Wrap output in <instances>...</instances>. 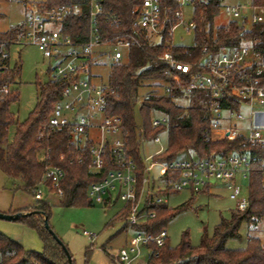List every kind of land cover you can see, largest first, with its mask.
Wrapping results in <instances>:
<instances>
[{
    "label": "built area",
    "instance_id": "built-area-1",
    "mask_svg": "<svg viewBox=\"0 0 264 264\" xmlns=\"http://www.w3.org/2000/svg\"><path fill=\"white\" fill-rule=\"evenodd\" d=\"M138 1L140 5L133 10V31L105 39L100 19L116 29L122 26L123 20L118 13L105 10L104 0H89L90 32L85 41H75L63 34L62 25L70 13L68 7L50 8L45 2L29 3L24 29L14 41L0 42V73L12 67L9 50L15 45L37 46L57 60L56 66L50 69V80L62 82L65 88L61 100L55 104L48 119V128H67L72 141L81 149L89 145L94 173L101 172L107 160L112 163L113 168L101 181L90 184L87 195L92 203L110 205L117 200L122 202L123 210L129 211L126 222L131 227L136 229L154 219L156 213L148 207L166 204V192L189 190L200 193L210 191L211 185L216 182L227 185L231 199L236 202V211L245 212L250 206L249 193L247 196L241 195L240 183L249 179L252 166L261 160L258 155L252 154V149H264V128L251 125L244 129L239 123L255 116L264 107V40H248L238 47L222 49L215 55L204 48V57L194 66L179 62L171 52L159 58L173 72L192 75L185 89L187 97L184 100L191 97L192 93L207 96L211 118L210 140L217 143L242 139L243 148L241 152L212 155L203 159L194 153L183 158L177 157L167 163V169L161 176L166 183L160 186L152 176L151 169L158 162L154 161V157L166 150L162 134L147 140L143 127H138L139 152L144 163L143 173L139 177L137 166L128 155L121 119L106 114L108 82H97L93 69L106 56L111 57L113 64L123 62L125 51L143 48V36L151 44H159L167 35L171 38L168 44L175 46L173 36L177 28L184 24V8L194 6L197 0H174L180 9L166 13H163L162 0ZM231 14L236 22L245 21L247 27L264 24V7L251 5L233 8ZM193 28L191 19L186 30L189 32ZM166 91L169 92V88ZM243 107L248 109V116L242 111ZM152 123L154 127L167 126L169 120L167 116L154 112ZM45 135L46 130L40 133V138ZM147 142H153L160 148L151 155H143ZM261 161L264 186V159ZM65 175L62 168L47 166L44 177L50 185L40 184L34 191V198L43 201L46 192L62 198ZM83 233L88 236L87 232ZM167 239L166 228L158 235L136 229L132 240L126 242L116 256H112L113 261L115 264H148L152 257L159 256L156 250L164 247Z\"/></svg>",
    "mask_w": 264,
    "mask_h": 264
},
{
    "label": "trees",
    "instance_id": "trees-1",
    "mask_svg": "<svg viewBox=\"0 0 264 264\" xmlns=\"http://www.w3.org/2000/svg\"><path fill=\"white\" fill-rule=\"evenodd\" d=\"M8 0H0L1 2ZM89 0H47L45 4L52 7L66 6L70 13L62 25L64 35L75 41H85L90 32ZM253 6L264 7V0H252ZM219 0H197L194 5L192 21L194 23V46H170L171 38L165 35L159 44H151L143 36V48H132L128 52L127 61L112 65L108 79L109 92L106 102V114L118 117L127 141L128 155L132 157L140 177L144 163L139 152L138 127L142 126L147 140H152L160 134H167L166 150L154 157V161L170 163L181 153H194L201 159L212 155H226L230 152H241L242 139L214 143L210 140L211 118L204 94L192 93L196 99L189 106L179 105L187 97L185 89L191 82V76L178 74L170 70L167 63L159 58L167 52L181 63L197 65L204 57L203 49L207 48L212 54L222 49L238 47L252 39L264 40V24L247 27L244 21L230 22L227 26L214 29V19L219 14ZM140 5L138 0H104L105 10L118 13L122 20L120 28H111L104 19H100L103 38H114L121 34L131 33L134 29L135 14L133 10ZM163 13L169 10H179L174 0H162ZM25 27L24 23L0 33V42H12L17 34ZM21 74L19 65L0 73V171L13 182L18 183V189L34 197L36 188L45 183L47 166L60 167L66 175L62 182L64 195L58 205L63 207L91 206L87 195L88 187L94 182L101 181L107 172L113 168L107 160L106 167L99 173L92 171V159L89 145L81 149L75 144L67 128L51 130L48 119L54 106L61 100L65 85L60 81L49 80L39 85V100L23 123H16L11 113L10 105L19 100L20 94L14 89ZM179 78L176 81V78ZM144 82H153L157 90L146 97L140 107L142 124L136 121V107L139 102V91ZM169 88V92L166 91ZM162 93H158V90ZM238 110V106L235 105ZM158 112L168 117L167 126L154 127L152 116ZM16 125V138L8 142L11 125ZM46 130L44 138L40 133ZM45 151L44 162L39 160V153ZM259 160L264 159V149H252ZM252 166L249 177L250 206L245 212L234 211L230 218H222L211 236L204 234L198 247L191 245L188 234L176 248H172L169 239L166 245L158 250V257H152L148 264H264V243L258 237H250L244 249H227L230 239L240 238V228L246 223L249 228H256L264 219V186L262 161ZM174 193L172 191L166 192ZM38 217L27 215L18 220L26 221L38 230L44 248L41 253L26 251L16 241L0 233V264H74L64 248L58 244L45 228V220L49 222L51 206L45 201H37ZM191 207L190 202L178 208L170 209L166 204L150 205L148 208L156 213L154 219L136 227L138 230L158 235L167 223L179 213ZM129 211L123 210L117 218L127 219ZM14 215H18L15 213Z\"/></svg>",
    "mask_w": 264,
    "mask_h": 264
},
{
    "label": "rangeland",
    "instance_id": "rangeland-1",
    "mask_svg": "<svg viewBox=\"0 0 264 264\" xmlns=\"http://www.w3.org/2000/svg\"><path fill=\"white\" fill-rule=\"evenodd\" d=\"M47 0H8L0 3V33H6L26 20V10L29 3L46 2ZM220 11L214 19V29L227 26L234 20L231 10L251 6L252 0H219ZM194 6L184 8V24L180 25L174 36L175 46L190 47L194 45V31L186 30L187 23L193 18ZM246 12H244L245 14ZM247 14V13H246ZM159 42L158 39H155ZM10 63L19 65L21 74L17 80L15 90L19 91V100L10 105L11 113L16 123L26 121L36 107L39 100V85L50 80V69L56 66L57 60L51 55L41 51L34 45L11 46ZM128 59V52L125 51ZM113 62L110 56L100 59V65L93 69L94 79L97 82H108ZM157 90L153 82H144L139 91V102L136 107V121L142 124L140 107L143 100L151 92ZM162 93V90H158ZM196 99L188 97L187 100L177 101L179 105L189 106ZM207 104V102H206ZM226 125V123H223ZM16 138V125H11L8 133V142L13 143ZM163 145L166 146L167 134H162ZM160 147L153 142H147L142 151L143 155H151ZM189 153H181L178 157H187ZM39 160L45 161V151L39 153ZM153 163V161H152ZM152 167L151 173L158 180L160 186L166 181L161 176L167 169V162L158 161ZM241 195L249 193V179L241 181ZM19 184L13 182L0 171V213L7 215L27 214L38 217L37 200L29 193L18 189ZM227 185L221 182L213 183L210 191L192 193L184 190L175 193H165L166 205L170 209L189 203L191 207L176 215L166 225L169 244L176 248L182 241L185 233L188 234L192 246L198 247L204 234L211 236L222 218H230L236 211V202L230 197ZM51 206L49 227L69 249L74 264H115L112 256H116L126 242L132 240L136 229L128 225L125 219L117 218L123 211V203L119 200L110 205L92 203L91 206L63 207L58 205L59 198L46 192L44 198ZM87 232L88 236L83 232ZM0 233L9 239L19 242L26 251L41 253L44 245L38 230L31 227L24 220L8 221L0 219ZM258 237L264 243V219L256 228H249L246 223L240 228V238L230 239L226 243L227 249L239 250L247 247L250 237Z\"/></svg>",
    "mask_w": 264,
    "mask_h": 264
},
{
    "label": "crops",
    "instance_id": "crops-1",
    "mask_svg": "<svg viewBox=\"0 0 264 264\" xmlns=\"http://www.w3.org/2000/svg\"><path fill=\"white\" fill-rule=\"evenodd\" d=\"M242 111L245 113L246 116H248V109L246 107H243ZM251 125L264 128V107L259 109L255 116L248 118L243 123H239V126L244 129L248 128Z\"/></svg>",
    "mask_w": 264,
    "mask_h": 264
},
{
    "label": "water",
    "instance_id": "water-1",
    "mask_svg": "<svg viewBox=\"0 0 264 264\" xmlns=\"http://www.w3.org/2000/svg\"><path fill=\"white\" fill-rule=\"evenodd\" d=\"M24 216H27V214L7 215V214L0 213V219L8 220V221H16V220H18V219H20L21 217H24ZM45 228L49 231V233L53 236V238L58 242V244L61 245L64 248V250L66 251V253L68 255L69 261H71V257H70L69 252L67 251V249L64 246L63 242L61 240H59L58 237L55 235V233L51 230L47 220H45Z\"/></svg>",
    "mask_w": 264,
    "mask_h": 264
}]
</instances>
